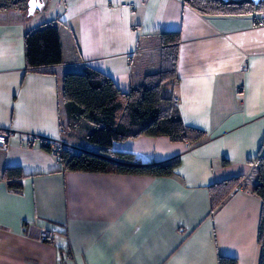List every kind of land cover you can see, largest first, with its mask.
I'll return each instance as SVG.
<instances>
[{
	"label": "crops",
	"instance_id": "1",
	"mask_svg": "<svg viewBox=\"0 0 264 264\" xmlns=\"http://www.w3.org/2000/svg\"><path fill=\"white\" fill-rule=\"evenodd\" d=\"M255 15L204 16L183 0H46L33 14L0 12V129L12 130L0 148V264H260L263 201L253 188L264 154V24ZM49 21L62 62L29 67L24 37ZM166 31L181 33L166 93L204 139L113 143L138 163L178 159L167 176L63 170L45 139L96 149L84 140L90 124L69 117L64 75L92 66L129 93L159 68ZM16 166L23 176L6 178ZM230 178L239 182L213 207L210 186ZM44 228L53 241L41 239Z\"/></svg>",
	"mask_w": 264,
	"mask_h": 264
},
{
	"label": "trees",
	"instance_id": "2",
	"mask_svg": "<svg viewBox=\"0 0 264 264\" xmlns=\"http://www.w3.org/2000/svg\"><path fill=\"white\" fill-rule=\"evenodd\" d=\"M204 16H229L264 13V2L251 1L183 0ZM29 0H0V12L28 9ZM160 65L148 72L141 83L129 93L122 92L114 80L101 70L86 66L79 72H67L63 78L62 96L72 121H85L90 129L84 140L96 149H84L66 143L59 159L63 170L84 172H116L167 176L173 174L179 160L169 162L138 163L133 154L112 151L115 141H124L142 135L169 136L175 141L197 144L205 132L183 123L174 97L166 93L177 79L180 31L160 33ZM26 62L29 67L55 65L62 62L60 31L54 21H49L28 31L24 37ZM55 142V141H54ZM52 151L50 144L44 143ZM8 179L23 176L21 167L4 171ZM257 184L253 190L261 197L258 240L262 247L260 264H264V154L256 159ZM239 178L225 179L210 186L212 206L216 207L237 185ZM10 187L21 190L19 183ZM219 264H237L235 258L219 256Z\"/></svg>",
	"mask_w": 264,
	"mask_h": 264
},
{
	"label": "built area",
	"instance_id": "3",
	"mask_svg": "<svg viewBox=\"0 0 264 264\" xmlns=\"http://www.w3.org/2000/svg\"><path fill=\"white\" fill-rule=\"evenodd\" d=\"M120 7L128 8L134 11L137 8V4L131 1H124L120 3ZM254 19L258 25H263L264 13H261L260 15H255ZM174 102L177 104L178 99L174 98ZM11 131H12L11 129H0V148H6L8 142V135ZM45 143L50 144L51 150L57 153V155H60L62 152V147L67 142L64 140L45 139ZM55 232L56 231L54 229L44 228L42 231L41 239L46 241H53L55 237Z\"/></svg>",
	"mask_w": 264,
	"mask_h": 264
},
{
	"label": "water",
	"instance_id": "4",
	"mask_svg": "<svg viewBox=\"0 0 264 264\" xmlns=\"http://www.w3.org/2000/svg\"><path fill=\"white\" fill-rule=\"evenodd\" d=\"M224 1L225 2H229V1H243V0H224ZM248 1H251V2H253L256 5L260 4L261 2H264V0H248ZM36 2L39 5H42V7H36L35 9H33L32 6H31L32 0H29V2H28V13L29 14L35 13V11L37 9H42L44 7V4H45L46 0H36Z\"/></svg>",
	"mask_w": 264,
	"mask_h": 264
},
{
	"label": "snow or ice",
	"instance_id": "5",
	"mask_svg": "<svg viewBox=\"0 0 264 264\" xmlns=\"http://www.w3.org/2000/svg\"><path fill=\"white\" fill-rule=\"evenodd\" d=\"M32 8L35 9L36 7H42V5H39L36 0H32V4H31Z\"/></svg>",
	"mask_w": 264,
	"mask_h": 264
},
{
	"label": "rangeland",
	"instance_id": "6",
	"mask_svg": "<svg viewBox=\"0 0 264 264\" xmlns=\"http://www.w3.org/2000/svg\"><path fill=\"white\" fill-rule=\"evenodd\" d=\"M172 84H173V83H172ZM172 84H171V85H172ZM78 132H80V133H81V132H82V129H80V128H79V131H78ZM82 143H83V142H82Z\"/></svg>",
	"mask_w": 264,
	"mask_h": 264
}]
</instances>
